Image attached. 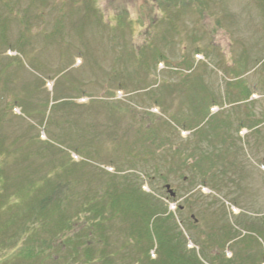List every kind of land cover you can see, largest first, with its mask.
<instances>
[{
  "label": "rangeland",
  "instance_id": "rangeland-1",
  "mask_svg": "<svg viewBox=\"0 0 264 264\" xmlns=\"http://www.w3.org/2000/svg\"><path fill=\"white\" fill-rule=\"evenodd\" d=\"M261 2L0 0V264H36L28 189L60 176L70 206L126 177L203 264H264Z\"/></svg>",
  "mask_w": 264,
  "mask_h": 264
},
{
  "label": "trees",
  "instance_id": "trees-1",
  "mask_svg": "<svg viewBox=\"0 0 264 264\" xmlns=\"http://www.w3.org/2000/svg\"><path fill=\"white\" fill-rule=\"evenodd\" d=\"M261 5L264 11V0ZM62 177L68 181V176L44 179L28 189L31 201L26 210L31 214L30 225L24 227L23 246L15 257L36 264H203L193 250L185 248L186 241L176 231L171 212L161 210L151 195L128 185L126 177L121 180L109 176L102 189L89 190L72 206L62 194L69 187L62 184ZM3 210L7 209L1 201L0 212ZM18 218L19 214L12 215L7 224ZM115 222L127 226L116 229ZM115 231L127 237L118 249L111 238ZM127 245L134 249H124ZM231 261L240 264L241 257L236 255Z\"/></svg>",
  "mask_w": 264,
  "mask_h": 264
},
{
  "label": "water",
  "instance_id": "water-1",
  "mask_svg": "<svg viewBox=\"0 0 264 264\" xmlns=\"http://www.w3.org/2000/svg\"><path fill=\"white\" fill-rule=\"evenodd\" d=\"M165 190L171 198L175 197V193L170 189L169 185H165Z\"/></svg>",
  "mask_w": 264,
  "mask_h": 264
}]
</instances>
